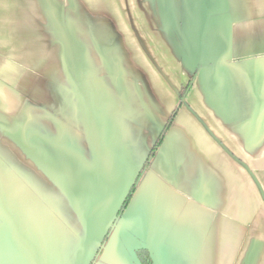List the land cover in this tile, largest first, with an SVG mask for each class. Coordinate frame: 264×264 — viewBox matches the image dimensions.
I'll return each instance as SVG.
<instances>
[{
	"label": "crops",
	"instance_id": "1",
	"mask_svg": "<svg viewBox=\"0 0 264 264\" xmlns=\"http://www.w3.org/2000/svg\"><path fill=\"white\" fill-rule=\"evenodd\" d=\"M189 8L0 0V264H87L188 79L96 264H264V0Z\"/></svg>",
	"mask_w": 264,
	"mask_h": 264
},
{
	"label": "water",
	"instance_id": "2",
	"mask_svg": "<svg viewBox=\"0 0 264 264\" xmlns=\"http://www.w3.org/2000/svg\"><path fill=\"white\" fill-rule=\"evenodd\" d=\"M198 0H182V10H183V15H186V12L188 11V9H190L189 8V6L194 2V4H195V2H197ZM183 40V42H184V39H182ZM189 41H191V40H186V43H188ZM186 58V54H184V51H183V58ZM184 58V59H185ZM183 59V60H184ZM166 122V121H165ZM165 124V123H164ZM164 126V125H163ZM163 128V127H162ZM162 130V129H161ZM161 130H160V132H161ZM160 132H159V134H160ZM158 134V135H159ZM158 135H157V137H158ZM157 137H156V139H157ZM155 139V140H156ZM154 143H155V141H154ZM153 143V144H154ZM153 146V145H152ZM152 148V147H151ZM151 148H150V150H151ZM150 150H149V152H150ZM149 152H148V154H149ZM148 154H147V156H148ZM147 158V157H146ZM38 159H40L41 160V156H38ZM146 160V159H145ZM144 163V162H143ZM142 166H143V164H142ZM142 166L139 168V170H138V173H137V175H136V177H135V180H136V178H137V176H138V174H139V171H140V169L142 168ZM44 169V168H43ZM135 180H134V182H135ZM134 182L129 186V189L131 188V186L134 184ZM129 189H128V191H129ZM128 191L126 192V194H125V196H124V198H123V200H122V202H121V205H120V207H119V209H118V214L115 216V219H114V222L112 223V225L109 227V229H107V231H105L104 232V234L101 236V238H99L96 242H97V246H96V248H95V252L93 253V256L90 258V260L88 261V263L87 264H96V262H97V257L100 255V253L102 252V250L105 248V243H106V241L108 240V238H109V235L111 234V232L113 231V229H114V227L117 225V223L120 221V217L122 216L121 215V213H122V211H120L121 210V207H122V204H123V202H124V199H125V197L127 196V193H128ZM134 194V193H133ZM133 196V195H132ZM132 198V197H131ZM131 200V199H130ZM129 203V202H128ZM119 226V228L117 229V230H121V228H120V225H118ZM90 233V232H89ZM147 251V254H148V256H149V258L151 259V262H152V264H157V260H156V258L154 257V255H153V253L148 249V246H146V244L144 243V242H142V241H139V242H137L132 248H131V250L129 251V254L131 255V257H132V259L134 260V262L136 263V264H142L141 263V260L139 259V257H138V251Z\"/></svg>",
	"mask_w": 264,
	"mask_h": 264
},
{
	"label": "trees",
	"instance_id": "3",
	"mask_svg": "<svg viewBox=\"0 0 264 264\" xmlns=\"http://www.w3.org/2000/svg\"><path fill=\"white\" fill-rule=\"evenodd\" d=\"M186 87H187V85H185V86L181 89V91H179V97L182 96V94H183V92H184V90H185ZM177 110H178V106L174 107V109H173V110L171 111V113L169 114V116H168V118H167V120H166V122H165V124H164V126H163V128H162V130H161V132H160V134L158 135L157 139L155 140V143L153 144V146H152V148H151V150H150V152H149V154H148L146 160L144 161L143 166H142V168L140 169L139 174H138V176H137V178H136L134 184H133V185L131 186V188L129 189V191H128V193H127V196H126L125 199H124V202H123V204H122V207H121V210H120V211H123V209L125 208V206H126V205L128 204V202L130 201V199H131L133 193L135 192V190H136V188H137V186H138V183H139V180H140V178H141V175H142V174L144 173V171L148 168L149 163H150L151 159L153 158V156L155 155V152L157 151L159 145L161 144V142H162V140H163V138H164V136H165L167 130L169 129V127H170V125H171V123H172V121H173V119H174V117H175V114H176ZM138 252H139V251H138ZM146 254H147V253H146ZM147 258H148V262H147V263H148V264H152L151 259L149 258L148 254H147ZM140 260H141V259H140ZM141 263H142V261H141ZM142 264H143V263H142Z\"/></svg>",
	"mask_w": 264,
	"mask_h": 264
},
{
	"label": "flooded vegetation",
	"instance_id": "4",
	"mask_svg": "<svg viewBox=\"0 0 264 264\" xmlns=\"http://www.w3.org/2000/svg\"><path fill=\"white\" fill-rule=\"evenodd\" d=\"M190 82H191V79H188V81H187L185 84H183V85L181 86V88H180V89L178 90V92H177L178 101H177V104L175 105V107L178 106V109H179L180 105H181L182 102H183V98H184L185 92H186V90H187V88H188ZM185 85H187V87L185 88V90H184L182 96L179 97V91H181V89H182ZM173 109H174V108H173ZM173 109H172V110H173ZM138 255H139V257H140V259H141V261H142L143 264H148V263H147V262H148V258H147V254H146L145 251H142V250L139 251V252H138Z\"/></svg>",
	"mask_w": 264,
	"mask_h": 264
},
{
	"label": "rangeland",
	"instance_id": "5",
	"mask_svg": "<svg viewBox=\"0 0 264 264\" xmlns=\"http://www.w3.org/2000/svg\"><path fill=\"white\" fill-rule=\"evenodd\" d=\"M116 9H118L116 6H115ZM120 8V7H119ZM135 9V8H134ZM118 11V10H117Z\"/></svg>",
	"mask_w": 264,
	"mask_h": 264
}]
</instances>
